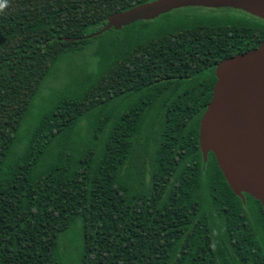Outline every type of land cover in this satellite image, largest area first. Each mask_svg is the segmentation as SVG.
Returning <instances> with one entry per match:
<instances>
[{
	"label": "trees",
	"instance_id": "1",
	"mask_svg": "<svg viewBox=\"0 0 264 264\" xmlns=\"http://www.w3.org/2000/svg\"><path fill=\"white\" fill-rule=\"evenodd\" d=\"M154 0H0V264H264V211L199 122L222 60L264 21ZM46 91V94L43 92Z\"/></svg>",
	"mask_w": 264,
	"mask_h": 264
},
{
	"label": "water",
	"instance_id": "2",
	"mask_svg": "<svg viewBox=\"0 0 264 264\" xmlns=\"http://www.w3.org/2000/svg\"><path fill=\"white\" fill-rule=\"evenodd\" d=\"M182 8L233 9L264 21V0H154L116 12L90 37L150 21ZM211 99L199 122L198 143L212 153L232 193L259 201L264 211V40L222 60L214 70Z\"/></svg>",
	"mask_w": 264,
	"mask_h": 264
},
{
	"label": "rangeland",
	"instance_id": "3",
	"mask_svg": "<svg viewBox=\"0 0 264 264\" xmlns=\"http://www.w3.org/2000/svg\"><path fill=\"white\" fill-rule=\"evenodd\" d=\"M43 94H46V91H44Z\"/></svg>",
	"mask_w": 264,
	"mask_h": 264
},
{
	"label": "clouds",
	"instance_id": "4",
	"mask_svg": "<svg viewBox=\"0 0 264 264\" xmlns=\"http://www.w3.org/2000/svg\"><path fill=\"white\" fill-rule=\"evenodd\" d=\"M0 7H2V6H0Z\"/></svg>",
	"mask_w": 264,
	"mask_h": 264
}]
</instances>
